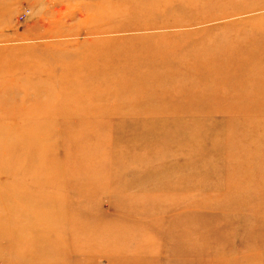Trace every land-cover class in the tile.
<instances>
[{
    "label": "rangeland",
    "instance_id": "rangeland-1",
    "mask_svg": "<svg viewBox=\"0 0 264 264\" xmlns=\"http://www.w3.org/2000/svg\"><path fill=\"white\" fill-rule=\"evenodd\" d=\"M0 264H264V0H0Z\"/></svg>",
    "mask_w": 264,
    "mask_h": 264
},
{
    "label": "bare ground",
    "instance_id": "bare-ground-1",
    "mask_svg": "<svg viewBox=\"0 0 264 264\" xmlns=\"http://www.w3.org/2000/svg\"><path fill=\"white\" fill-rule=\"evenodd\" d=\"M110 29H111V27H109V28H107V29H104L103 32H101V31H97V32L94 33V34L109 33V32H110ZM3 231H10V228H7L6 230H3ZM10 232H13L14 234L9 233L7 236H8L9 238H14V239H15V236L18 235V233L16 232V230H15V231L12 230V231H10ZM18 236H19V235H18ZM18 240H20V237H18L17 241H18ZM18 243H19V241H18Z\"/></svg>",
    "mask_w": 264,
    "mask_h": 264
}]
</instances>
